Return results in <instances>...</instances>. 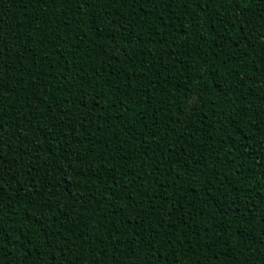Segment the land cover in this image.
<instances>
[{
  "label": "trees",
  "instance_id": "obj_1",
  "mask_svg": "<svg viewBox=\"0 0 264 264\" xmlns=\"http://www.w3.org/2000/svg\"><path fill=\"white\" fill-rule=\"evenodd\" d=\"M0 129V264H264V0H0Z\"/></svg>",
  "mask_w": 264,
  "mask_h": 264
},
{
  "label": "snow or ice",
  "instance_id": "obj_2",
  "mask_svg": "<svg viewBox=\"0 0 264 264\" xmlns=\"http://www.w3.org/2000/svg\"><path fill=\"white\" fill-rule=\"evenodd\" d=\"M218 2L221 3V4L224 3V2H227L229 4L238 6L242 2V0H218ZM204 3H208V0H204ZM245 7H247L246 3H245ZM228 19H232V17H228ZM224 22L226 23L227 21H224ZM194 26L195 27H199V25H194ZM240 30L241 31L243 30V25L241 26ZM125 95H126V93H125ZM131 99H132V97H128L127 100L125 101V105H126L125 110H127V104L130 103ZM198 103H199V95L198 94H193L192 99H191V103L185 106L186 109H187V111L185 112V115H187L188 112H191L194 109L195 105H197ZM0 131H2V129H0ZM162 139H166V136L162 137ZM176 163H177L178 167H182V165H180L179 161H177ZM152 174L155 175V173H152ZM168 175H172V173L169 172ZM113 179L115 180V178H113ZM173 179H174V181H176V180H180L181 177L179 175H176ZM153 198L157 199V200H163L164 203H168V200L171 199V195H166L162 191L160 193L155 194ZM113 199L115 200V202L117 204H120V202L122 200H126V199H128V197L124 196V195H120L119 197H117L114 194L113 195ZM137 207H139V203H137ZM144 211L148 212L149 209L145 208ZM167 214L171 215V210H168ZM2 250H3V244H2V241H0V251H2ZM107 259H108L107 257H101L100 259H97L95 261V264H103V261L107 260Z\"/></svg>",
  "mask_w": 264,
  "mask_h": 264
}]
</instances>
